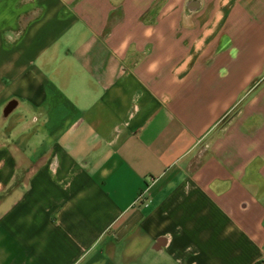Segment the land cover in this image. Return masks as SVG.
I'll use <instances>...</instances> for the list:
<instances>
[{
    "label": "crops",
    "instance_id": "0c3cea01",
    "mask_svg": "<svg viewBox=\"0 0 264 264\" xmlns=\"http://www.w3.org/2000/svg\"><path fill=\"white\" fill-rule=\"evenodd\" d=\"M264 261V0H0V264Z\"/></svg>",
    "mask_w": 264,
    "mask_h": 264
},
{
    "label": "built area",
    "instance_id": "2783aa9c",
    "mask_svg": "<svg viewBox=\"0 0 264 264\" xmlns=\"http://www.w3.org/2000/svg\"><path fill=\"white\" fill-rule=\"evenodd\" d=\"M260 264H264V261H263V262H261Z\"/></svg>",
    "mask_w": 264,
    "mask_h": 264
}]
</instances>
